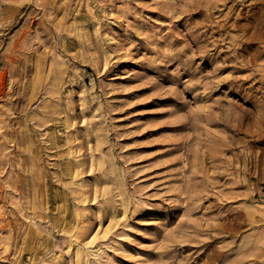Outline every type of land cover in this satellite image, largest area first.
<instances>
[{
	"label": "rangeland",
	"instance_id": "rangeland-1",
	"mask_svg": "<svg viewBox=\"0 0 264 264\" xmlns=\"http://www.w3.org/2000/svg\"><path fill=\"white\" fill-rule=\"evenodd\" d=\"M263 13L0 0V264H264Z\"/></svg>",
	"mask_w": 264,
	"mask_h": 264
},
{
	"label": "bare ground",
	"instance_id": "bare-ground-1",
	"mask_svg": "<svg viewBox=\"0 0 264 264\" xmlns=\"http://www.w3.org/2000/svg\"><path fill=\"white\" fill-rule=\"evenodd\" d=\"M225 1V0H224ZM243 1V0H242ZM257 2V1H256ZM262 2H263V0H262ZM255 3V2H254ZM216 4V3H215ZM259 4V3H258ZM214 5V4H213ZM259 7V6H258ZM258 10V9H257ZM262 16L264 15V13L263 14H261ZM260 17V16H259ZM253 18V17H252ZM261 18V17H260ZM254 19V18H253ZM255 20V19H254ZM256 22V21H255ZM259 25V24H258ZM264 25V24H263ZM260 29V28H259ZM262 30V29H261ZM252 32V31H251ZM263 32V31H262ZM262 32H261V34H262ZM258 33V32H257ZM248 34V33H247ZM257 35V34H256ZM253 36V35H252ZM258 36V35H257ZM263 37V36H262ZM247 38V37H246ZM245 39V38H244ZM248 39V38H247ZM258 39H260V38H258ZM250 40V39H249ZM249 40H247V42L249 41ZM252 40V39H251ZM253 41H254V39H253ZM246 42V43H247ZM249 43V42H248ZM247 43V44H248Z\"/></svg>",
	"mask_w": 264,
	"mask_h": 264
}]
</instances>
